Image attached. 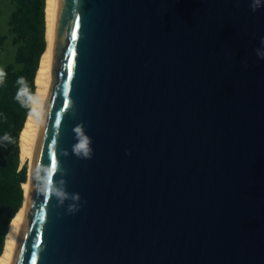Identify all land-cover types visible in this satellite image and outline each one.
<instances>
[{"label": "water", "instance_id": "water-1", "mask_svg": "<svg viewBox=\"0 0 264 264\" xmlns=\"http://www.w3.org/2000/svg\"><path fill=\"white\" fill-rule=\"evenodd\" d=\"M253 2L54 0L10 264H264V0Z\"/></svg>", "mask_w": 264, "mask_h": 264}, {"label": "trees", "instance_id": "trees-1", "mask_svg": "<svg viewBox=\"0 0 264 264\" xmlns=\"http://www.w3.org/2000/svg\"><path fill=\"white\" fill-rule=\"evenodd\" d=\"M46 1L9 0L11 11L7 21L10 43L15 47L13 61L4 68L0 84V257L10 224L23 206V185L28 181V162L21 163L20 135L31 111L17 99L23 77L35 95V79L45 52ZM8 36L0 34V47ZM7 135L10 139L5 140Z\"/></svg>", "mask_w": 264, "mask_h": 264}, {"label": "bare ground", "instance_id": "bare-ground-1", "mask_svg": "<svg viewBox=\"0 0 264 264\" xmlns=\"http://www.w3.org/2000/svg\"><path fill=\"white\" fill-rule=\"evenodd\" d=\"M53 6L54 0L46 1V42L47 46L45 52L43 53L39 69L36 75L35 84L36 91L35 96L39 100V104L31 105V111L27 117L26 123L20 135V148H21V163L29 162L28 170V181L23 185L24 189V202L22 208L16 214L12 220L9 231L5 240L4 251L0 257V264H10L18 233L21 227V223L24 216L25 204L27 199V192L29 187L30 179V164H31V155L35 141V135L38 131L42 119L43 108L48 96L49 85L51 81V70H50V56H51V34L53 27ZM35 109V111H33Z\"/></svg>", "mask_w": 264, "mask_h": 264}, {"label": "clouds", "instance_id": "clouds-1", "mask_svg": "<svg viewBox=\"0 0 264 264\" xmlns=\"http://www.w3.org/2000/svg\"><path fill=\"white\" fill-rule=\"evenodd\" d=\"M253 10H255L258 6H260V0H254L253 2ZM4 76L5 73L2 69H0V84H3L4 82ZM18 84L20 85V88L18 90L17 99L24 104L25 106L28 105H37L39 104V100L37 96L33 95L23 77L18 79ZM35 111V109H33ZM75 131L80 134V128H76ZM5 140H9L10 138L5 135ZM79 143L75 146L74 150L77 154H79L81 151L84 152L85 156L88 155V139L87 137H84L82 134L79 135ZM39 178V177H37ZM51 178H52V171L47 170L46 171V178L43 186V192L46 194L48 192H52V186H51ZM55 195L60 196L61 194L59 192H56Z\"/></svg>", "mask_w": 264, "mask_h": 264}, {"label": "rangeland", "instance_id": "rangeland-1", "mask_svg": "<svg viewBox=\"0 0 264 264\" xmlns=\"http://www.w3.org/2000/svg\"><path fill=\"white\" fill-rule=\"evenodd\" d=\"M11 8L9 0H0V34L8 36L4 45L0 47V69L3 71L5 66L13 61L15 52V47L10 43L11 35L7 32V21Z\"/></svg>", "mask_w": 264, "mask_h": 264}, {"label": "snow or ice", "instance_id": "snow-or-ice-1", "mask_svg": "<svg viewBox=\"0 0 264 264\" xmlns=\"http://www.w3.org/2000/svg\"><path fill=\"white\" fill-rule=\"evenodd\" d=\"M55 165H54V161H53V167H54Z\"/></svg>", "mask_w": 264, "mask_h": 264}]
</instances>
